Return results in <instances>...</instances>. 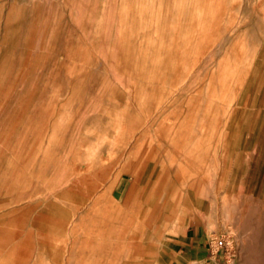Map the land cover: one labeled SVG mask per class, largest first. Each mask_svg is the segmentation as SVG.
Returning a JSON list of instances; mask_svg holds the SVG:
<instances>
[{"label":"rangeland","instance_id":"obj_1","mask_svg":"<svg viewBox=\"0 0 264 264\" xmlns=\"http://www.w3.org/2000/svg\"><path fill=\"white\" fill-rule=\"evenodd\" d=\"M0 264H264V0H0Z\"/></svg>","mask_w":264,"mask_h":264},{"label":"built area","instance_id":"obj_2","mask_svg":"<svg viewBox=\"0 0 264 264\" xmlns=\"http://www.w3.org/2000/svg\"><path fill=\"white\" fill-rule=\"evenodd\" d=\"M208 246L211 256H220L227 249L228 243L226 239H216L214 243L209 242Z\"/></svg>","mask_w":264,"mask_h":264},{"label":"crops","instance_id":"obj_3","mask_svg":"<svg viewBox=\"0 0 264 264\" xmlns=\"http://www.w3.org/2000/svg\"><path fill=\"white\" fill-rule=\"evenodd\" d=\"M209 243L206 245V246H204V250H206V254H210L209 253ZM211 257H213V256H211ZM218 256H215V259L217 258Z\"/></svg>","mask_w":264,"mask_h":264},{"label":"bare ground","instance_id":"obj_4","mask_svg":"<svg viewBox=\"0 0 264 264\" xmlns=\"http://www.w3.org/2000/svg\"><path fill=\"white\" fill-rule=\"evenodd\" d=\"M214 37H215V36H214ZM214 37H213V38H214ZM218 38H219V37H218ZM215 39H216V37H215Z\"/></svg>","mask_w":264,"mask_h":264}]
</instances>
